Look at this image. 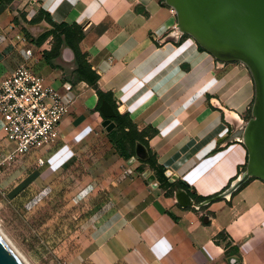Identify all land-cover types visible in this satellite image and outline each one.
I'll list each match as a JSON object with an SVG mask.
<instances>
[{"label": "crops", "instance_id": "crops-1", "mask_svg": "<svg viewBox=\"0 0 264 264\" xmlns=\"http://www.w3.org/2000/svg\"><path fill=\"white\" fill-rule=\"evenodd\" d=\"M39 10L83 28L100 89L139 131L154 130L146 139L158 164L205 201L171 191L137 154H119L97 91L73 82V50L63 46L52 66L44 52L53 39L27 38L24 28L34 37L50 28L23 21ZM25 60L72 104L59 139L3 164L0 185L23 203L45 196L66 264H264V180L232 190L248 164L238 134L256 96L247 66L217 60L181 32L165 0H0V84ZM13 149L0 117V163ZM181 191L191 205L179 203Z\"/></svg>", "mask_w": 264, "mask_h": 264}, {"label": "water", "instance_id": "water-1", "mask_svg": "<svg viewBox=\"0 0 264 264\" xmlns=\"http://www.w3.org/2000/svg\"><path fill=\"white\" fill-rule=\"evenodd\" d=\"M173 8L181 32L192 36L198 44L221 62H241L250 70L256 89L252 118L240 129L239 137L248 149L246 170L232 185L237 189L251 178L264 180V0H165ZM100 111L106 117L108 131L115 128L117 113L104 100ZM137 156L146 160L147 148L139 144ZM171 183L177 178L167 170ZM154 188L160 182L149 179ZM230 193V192H229ZM179 203L191 205L185 191L177 194ZM0 264H23L0 238Z\"/></svg>", "mask_w": 264, "mask_h": 264}, {"label": "built area", "instance_id": "built-area-1", "mask_svg": "<svg viewBox=\"0 0 264 264\" xmlns=\"http://www.w3.org/2000/svg\"><path fill=\"white\" fill-rule=\"evenodd\" d=\"M27 55L32 56V50H27ZM71 104L56 88L47 85L26 60L1 82L0 117L14 149L0 163V177L3 164L11 166L29 150L51 145L59 139L60 124ZM38 164L42 166L44 160L39 159ZM133 173L129 167L123 178Z\"/></svg>", "mask_w": 264, "mask_h": 264}, {"label": "trees", "instance_id": "trees-1", "mask_svg": "<svg viewBox=\"0 0 264 264\" xmlns=\"http://www.w3.org/2000/svg\"><path fill=\"white\" fill-rule=\"evenodd\" d=\"M2 1L9 3L14 0ZM43 19L50 24V28L37 37H34L28 28H24L27 38L35 45H42L48 39H53L52 49L44 52V57L47 63L52 66H55L54 60L61 55L63 46L67 45L71 48V50H73L77 63L73 82H85L93 87L97 91L99 97L98 107L100 108L102 102L107 100L112 104L117 113L116 117L113 118L116 126L110 133V139L119 154L125 159H130L132 156L136 155L137 146L139 144L144 145L148 151V158L144 161L141 159V162H143L146 166L153 168L157 172L160 182L169 187L171 191H174L176 187L184 189L198 203L205 201V198L197 196L195 192L190 190L189 185L184 181H176L175 183H171L169 181V178L165 175L166 169L158 164L157 158L150 149L149 143L146 139L148 136L154 134V130L139 131L129 113L124 111L122 108H118L111 95L100 89V76L92 68L89 62L88 54L83 52L81 48V42L85 35L83 28L79 25L71 26L66 23L58 24L47 12L43 10H39L37 16L30 21L27 20L26 15L23 16V21L31 26L38 24Z\"/></svg>", "mask_w": 264, "mask_h": 264}, {"label": "rangeland", "instance_id": "rangeland-1", "mask_svg": "<svg viewBox=\"0 0 264 264\" xmlns=\"http://www.w3.org/2000/svg\"><path fill=\"white\" fill-rule=\"evenodd\" d=\"M23 202L14 200L0 185V230L29 264H66L60 243L50 237L52 211L45 196Z\"/></svg>", "mask_w": 264, "mask_h": 264}, {"label": "bare ground", "instance_id": "bare-ground-1", "mask_svg": "<svg viewBox=\"0 0 264 264\" xmlns=\"http://www.w3.org/2000/svg\"><path fill=\"white\" fill-rule=\"evenodd\" d=\"M0 238L7 244V246L13 251V253L19 258V260L23 264H29L25 258L16 250V248L11 244L8 238L4 235V233L0 230Z\"/></svg>", "mask_w": 264, "mask_h": 264}]
</instances>
